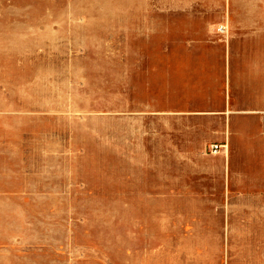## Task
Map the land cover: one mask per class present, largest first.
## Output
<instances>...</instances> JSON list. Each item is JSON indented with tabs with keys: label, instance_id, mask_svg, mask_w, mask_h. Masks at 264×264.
Wrapping results in <instances>:
<instances>
[{
	"label": "rangeland",
	"instance_id": "374dc122",
	"mask_svg": "<svg viewBox=\"0 0 264 264\" xmlns=\"http://www.w3.org/2000/svg\"><path fill=\"white\" fill-rule=\"evenodd\" d=\"M175 1L0 0V264L249 258L226 206L264 188L262 121L220 96L223 11Z\"/></svg>",
	"mask_w": 264,
	"mask_h": 264
},
{
	"label": "crops",
	"instance_id": "0c3cea01",
	"mask_svg": "<svg viewBox=\"0 0 264 264\" xmlns=\"http://www.w3.org/2000/svg\"><path fill=\"white\" fill-rule=\"evenodd\" d=\"M175 2L203 5L210 12L219 9L223 11L221 15L220 12L210 13L209 15H202L201 18L203 22H209L205 24L207 30H215L219 24H224L227 27V43L222 45L223 73L219 74V76H223L220 79L221 82L219 81L222 85L220 96L223 95L224 105L227 107L229 114L233 116L253 114L262 121L255 128V133H257L255 148H264V142L262 141L264 138V45L262 40L264 38V0H176ZM194 20L200 21L199 15L197 17L194 15ZM230 38H232L231 41ZM242 38H245L248 42L255 41L257 44L251 46V50H242L240 44L238 45L239 42L241 43ZM242 51H245L244 54L250 53V55H242ZM240 63H244L246 66L244 75H249L252 80L250 86L246 85L247 88H244V90L239 88L240 86L236 80ZM246 91L249 95L240 96V92L244 93ZM230 128L229 123L228 129L230 130ZM232 131L235 132L233 128ZM231 142L229 141L228 144ZM251 147L254 146L251 145ZM237 176L242 179L247 177L243 172H239ZM256 177L251 180L264 182V176L257 175ZM240 191L241 194L233 196L235 199L227 202V233L229 234V225L232 224L229 214H239L248 219L247 213H249V219L242 221L243 227L240 235L246 239L245 242H249L253 246V251L249 258L243 256L232 260L227 255L225 264H264V188L253 187L249 190L242 189ZM245 191H248V194ZM232 192L233 190L228 188L226 197L229 198ZM226 244H230L229 237Z\"/></svg>",
	"mask_w": 264,
	"mask_h": 264
},
{
	"label": "built area",
	"instance_id": "2783aa9c",
	"mask_svg": "<svg viewBox=\"0 0 264 264\" xmlns=\"http://www.w3.org/2000/svg\"><path fill=\"white\" fill-rule=\"evenodd\" d=\"M226 30H227V28L224 27V26H222V28H220V31H221L222 33H225ZM223 146H224V145H220V144H212L210 150H211V152H212L213 154H219L220 151L222 150Z\"/></svg>",
	"mask_w": 264,
	"mask_h": 264
}]
</instances>
